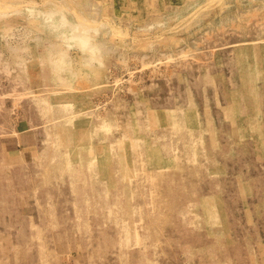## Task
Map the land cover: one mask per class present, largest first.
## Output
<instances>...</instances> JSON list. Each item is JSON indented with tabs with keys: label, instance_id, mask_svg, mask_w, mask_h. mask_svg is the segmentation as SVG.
I'll use <instances>...</instances> for the list:
<instances>
[{
	"label": "rangeland",
	"instance_id": "obj_1",
	"mask_svg": "<svg viewBox=\"0 0 264 264\" xmlns=\"http://www.w3.org/2000/svg\"><path fill=\"white\" fill-rule=\"evenodd\" d=\"M263 130L264 0H0V264H264Z\"/></svg>",
	"mask_w": 264,
	"mask_h": 264
},
{
	"label": "bare ground",
	"instance_id": "obj_2",
	"mask_svg": "<svg viewBox=\"0 0 264 264\" xmlns=\"http://www.w3.org/2000/svg\"><path fill=\"white\" fill-rule=\"evenodd\" d=\"M19 1H20V0H19ZM11 4H12V3H11ZM43 5H44V4H43ZM13 6H14V5H13ZM20 6H21V5H20ZM60 7H61V6H59V8H60ZM11 9H12V8H11ZM40 9H41V8H40ZM65 9H66V8H65ZM66 13H67V12H66ZM65 17H67V16H65ZM78 20H79V19H78ZM78 20H77V21H78ZM84 21H85V20H84ZM89 21H90V19H89ZM92 21H93V20H92ZM30 22H31V21H30ZM80 22H81V21H80ZM90 22H91V21H90ZM103 22H104V21H103ZM84 23H85V22H84ZM91 24L93 25V23H91ZM98 25H99V24H98ZM68 26H69V25H68ZM68 26H67V27H68ZM80 26H81V25H80ZM86 26H87V25H86ZM96 26H97V25H96ZM75 27H76V26H75ZM77 27H78V26H77ZM83 27H85V26H83ZM63 28H64V27H63ZM78 29H79V28H78ZM87 29L89 30V28H87ZM96 29H97V28H96ZM60 30H62V29H60ZM85 30H86V29H85ZM91 32H92V31H91ZM91 32H88V33L90 34ZM88 33H85V35L88 34ZM89 34H88L87 36H90ZM92 35H93V33H92ZM61 36H62V35H61ZM62 37H64V36H62ZM62 37H61V38H62ZM77 37H78V36H77ZM90 37H91V36H90ZM74 38H75V37H74ZM80 38H81V37H80ZM65 42H66V41H65ZM66 43H67V42H66ZM102 43H103V42H102ZM241 48H242V47H241ZM253 48H254V47H253ZM239 51H240V50H239ZM248 54H249V53H248ZM242 56H243V55H242ZM242 56H241V57H242ZM243 62H244V61H243ZM250 66H251V65H250ZM246 68H248V67H246ZM250 68H252V67H250ZM250 70H251V69H250ZM246 73H247V71H246ZM252 77H253V76H252ZM262 77H263V76H262ZM262 82H263V81H262ZM257 83H258V82H257ZM253 84H254V83H253ZM258 84H260V83H258ZM261 85H263V83H262ZM248 86H249V85H248ZM259 86H260V85H259ZM257 87H258V86H257ZM236 91H237V90H236ZM244 91H245V90H244ZM255 92H256V91H255ZM256 93H257V92H256ZM234 95H235V94H234ZM242 95H243V93H242ZM242 95H241V96H242ZM257 95H258V93H257ZM259 95H260V93H259ZM259 95H258V96H259ZM235 96H236V95H235ZM238 96H239V95H238ZM258 98H259V97H258ZM235 99H236V98H235ZM235 99H234V100H235ZM256 99H257V98H256ZM238 100L240 101V98H239ZM238 100H236V101H238ZM249 101H250V100H249ZM246 102H247V101H246ZM258 102H259V101H258ZM233 103H234V102H233ZM234 104H235V103H234ZM247 104H248V103H247ZM248 105H249V104H248ZM257 105H258V104H257ZM234 106H235V105H234ZM250 106H251V105H250ZM58 107H59V106H58ZM59 108L61 109V107H59ZM59 108H58V109H59ZM63 108H64V107H63ZM232 109H233V108H232ZM236 109H237V108H236ZM246 109H248V108H246ZM56 110H57V107H56ZM131 111H132V110H131ZM133 111H134V110H133ZM134 112H135V111H134ZM235 112H236V111H235ZM248 112H249V111H248ZM130 113H131V112H130ZM134 114H135V113H134ZM145 115H146V114H145ZM252 115H253V114H252ZM262 116H263V114H262ZM130 117H131V116H130ZM135 118H136V117H135ZM145 118H146V117H145ZM187 119H188V118H187ZM124 120H125V119H124ZM184 120H185V119H184ZM248 120H249V119H248ZM261 120H262V118H261ZM134 121H135V120H134ZM134 121H133V122H134ZM180 121H182V120H180ZM256 121H259V120H256ZM185 122H186V121H185ZM249 122H250V121H249ZM124 123H125V122H124ZM131 123H132V122H131ZM251 123H252V122H251ZM132 124H133V123H132ZM134 124H135V123H134ZM185 124H186V123H185ZM252 124H253V123H252ZM125 125H126V124H125ZM127 125H130V124H127ZM127 125H126V126H127ZM181 125H182V124H181ZM158 126H159V125H158ZM174 126H175V125H174ZM130 127H131V126H130ZM135 127H136V126H135ZM135 127L133 126V128H135ZM180 127H181V126H180ZM257 127H258V126H257ZM65 128H66V127H65ZM176 128H179V127H176ZM182 128H183V127H182ZM253 128H254V126H253ZM57 129H58V128H57ZM127 129H128V127H127ZM127 129H126V130H127ZM179 129H180V128H179ZM128 130H130V129H128ZM170 130H171V129H170ZM186 130H187V129H186ZM124 131H125V130H124ZM130 131H131V130H130ZM174 131H175V130H174ZM177 131H178V130H177ZM181 131H182V130H181ZM263 131H264V130H263ZM56 132H57V131H56ZM131 132H132V131H131ZM187 132H188V131H187ZM51 133H52V132H51ZM128 133H129V132H128ZM263 133H264V132H263ZM263 133H262V134H263ZM54 134H55V133H54ZM187 134H188V133H187ZM188 137H189V136H188ZM152 138H153V137H152ZM158 138H159V136H158ZM158 138H157V139H158ZM261 138H262V137H261ZM149 139H150V138H149ZM189 139H190V137H189ZM71 140H72V139H71ZM51 141H52V140H51ZM62 141H63V139H62ZM149 141H150V140H149ZM149 141H148V142H149ZM153 141H154V140H153ZM156 141H157V140H156ZM191 141H192V140H191ZM157 142H158V141H157ZM190 143H191V142H190ZM51 144H52V143H51ZM152 144H153V143H152ZM43 145H45V144H43ZM116 145H117V144H116ZM191 145H192V144H191ZM150 146H152V145H150ZM160 146H163V145H160ZM43 147H44V146H43ZM54 147H55V146H54ZM156 147H157V146H156ZM170 147H171V146H170ZM44 148H45V147H44ZM111 148H112V147H111ZM55 149L57 150V148H55ZM152 149H153V148H151V150H152ZM109 150H110V148H109ZM93 151H94V150H93ZM93 151H92V152H93ZM105 151L108 153V150H105ZM152 151H153V150H152ZM152 151H151V152H152ZM158 151H159V149H158ZM160 151H161V150H160ZM106 152H105V153H106ZM143 152L145 153L146 151H143ZM72 153H73V152H72ZM160 153H161V152H160ZM97 154H98V153H97ZM145 154H146V153H145ZM110 155H111V154H110ZM116 155H117V154H116ZM116 155H115V156H116ZM151 155H152V154H151ZM135 156H136V155H135ZM140 156H141V155H140ZM140 156H139V157H140ZM144 156H145V155H144ZM156 156H157V154H156ZM158 156H159V154H158ZM75 157H76V156H75ZM108 157H109V156H108ZM108 157H107V158H108ZM117 157H118V156H117ZM95 158H96V157H95ZM107 158H106V159H107ZM140 158H141V157H140ZM103 159H104V158H103ZM110 159L112 160L111 157H110ZM117 159H118V158H117ZM145 159H146V158H145ZM104 170H105V169H104ZM116 171H117V170H116ZM102 172H103V171H102ZM102 172H101V173H102ZM73 175H74V174H73ZM104 181H105V180H104ZM113 183H114V182H113ZM113 183H112V184H113ZM113 185H114V184H113ZM113 185H111V187H113ZM105 186H106V184H105ZM107 186H108V185H107ZM111 187H110V188H111ZM105 190H106V187H105ZM122 191H123V189H122ZM104 192H105V191H104ZM107 194H108V193H107ZM107 196H108V195H107ZM107 198H108V197H107ZM126 198H127V197H126ZM126 201H127V199H126ZM130 202H131V201H130ZM128 203H129V202H128ZM128 203H127V205H128ZM150 203H151V201H150ZM129 204H130V203H129ZM153 204H154V203H153ZM159 204H160V203H159ZM151 205H152V203H151ZM155 205H157V204L155 203ZM111 206H112V205H111ZM111 206H110V207H111ZM116 206H117V205H116ZM151 207H152V206H151ZM153 207H154V206H153ZM190 207H191V206H190ZM114 208H115V207H114ZM114 208H113V209H114ZM131 208H132V207H131ZM131 208L129 207L130 210H131ZM132 209H133V208H132ZM194 209H195V208H194ZM126 210H127V209H126ZM130 210L128 211V214L131 213ZM117 211H118V210H117ZM117 211H116V212H117ZM217 211H218V210H217ZM121 212H123V210H122ZM132 212L134 213V211H132ZM194 212H196V211H194ZM126 213H127V211H126ZM185 213H186V212H185ZM131 214H132V213H131ZM131 214H130L129 216H132ZM189 214H190V213H189ZM134 215H135V214H134ZM183 216H184V215H183ZM193 216H194V214H193ZM211 217H212V216H211ZM129 218H130V217H129ZM194 222H195V221H194ZM123 223H124V222H123Z\"/></svg>",
	"mask_w": 264,
	"mask_h": 264
}]
</instances>
